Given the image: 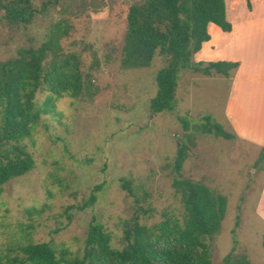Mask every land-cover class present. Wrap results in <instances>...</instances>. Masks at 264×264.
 <instances>
[{
	"label": "rangeland",
	"instance_id": "1",
	"mask_svg": "<svg viewBox=\"0 0 264 264\" xmlns=\"http://www.w3.org/2000/svg\"><path fill=\"white\" fill-rule=\"evenodd\" d=\"M141 1L31 0L36 13L24 25L7 24L0 7V61L19 47L49 40L53 50L78 58L83 79L77 96L45 88L34 94L37 105L51 104V110L40 114L24 140L32 168L2 185L0 247L44 241L78 252L91 218L109 233L111 245L120 247L124 221L135 217L151 225L162 211L179 216L170 164L181 148L180 175L226 198L218 231L207 240L211 263L224 264L223 256L233 250L245 264H264V221L254 212L264 179V161L254 162L260 148L193 126L208 114L230 132L223 112L231 77L180 69L171 110L151 113L154 76L167 56L155 52L144 67L119 64L127 8ZM225 3L230 14L238 4L246 7L245 0ZM211 33L217 48L203 53L209 57L204 61L239 53V38H233L232 49L216 30ZM121 178L130 180L131 194L120 186ZM95 184H101L95 201L76 210Z\"/></svg>",
	"mask_w": 264,
	"mask_h": 264
},
{
	"label": "trees",
	"instance_id": "2",
	"mask_svg": "<svg viewBox=\"0 0 264 264\" xmlns=\"http://www.w3.org/2000/svg\"><path fill=\"white\" fill-rule=\"evenodd\" d=\"M245 4L250 7L249 0ZM0 7L2 18L9 25L28 24L36 13L31 0H3ZM208 23L221 31L231 29L224 0H143L128 6L119 57L121 68L147 66L155 52L167 56L154 76L156 90L148 105L151 113L171 110L180 69L228 76L237 66L235 61L191 60L201 43L209 39ZM52 47L51 41L45 40L36 47H19L14 56L0 61V192L6 181L33 166L24 140L40 114L51 110V104H36V90L45 88L53 95L81 93L83 79L78 58ZM180 120L187 129L188 121ZM193 126L201 133L225 139L235 137L208 114L201 115ZM184 159L185 153L179 148L170 164L179 216L162 211L160 219L151 225L141 224L135 217L130 224L124 221L120 247H113L109 233L91 218L80 251L44 241L8 244L0 247V264H212L207 240L218 231L226 198L202 182L182 177ZM260 160L264 161V145L254 162ZM120 186L132 193L129 179L121 178ZM100 187L95 184L87 198L74 208L83 210L90 206ZM232 251L223 256L224 264L247 263L244 256L233 257Z\"/></svg>",
	"mask_w": 264,
	"mask_h": 264
},
{
	"label": "crops",
	"instance_id": "3",
	"mask_svg": "<svg viewBox=\"0 0 264 264\" xmlns=\"http://www.w3.org/2000/svg\"><path fill=\"white\" fill-rule=\"evenodd\" d=\"M249 1L250 10L238 4L233 7L234 12L231 14L225 3L226 18L231 24V29L221 31L216 25L208 23L206 30L209 39L203 41L199 50L192 56L195 61H204L203 59L209 57L201 56L203 53L216 50L211 30H216L227 46L233 45V38L240 39L241 44L235 46L236 50H240L239 53L223 56L225 61L237 62V66L225 76L231 77V85L224 105V122L237 138L261 148L264 145V0ZM231 48L234 49V46ZM254 212L264 221V179Z\"/></svg>",
	"mask_w": 264,
	"mask_h": 264
}]
</instances>
